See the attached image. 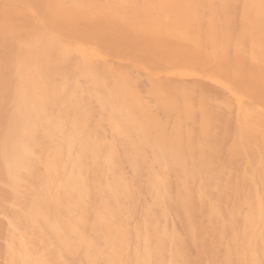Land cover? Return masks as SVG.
Segmentation results:
<instances>
[{
    "label": "bare ground",
    "instance_id": "bare-ground-1",
    "mask_svg": "<svg viewBox=\"0 0 264 264\" xmlns=\"http://www.w3.org/2000/svg\"><path fill=\"white\" fill-rule=\"evenodd\" d=\"M0 264H264V0H0Z\"/></svg>",
    "mask_w": 264,
    "mask_h": 264
}]
</instances>
